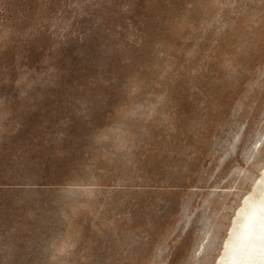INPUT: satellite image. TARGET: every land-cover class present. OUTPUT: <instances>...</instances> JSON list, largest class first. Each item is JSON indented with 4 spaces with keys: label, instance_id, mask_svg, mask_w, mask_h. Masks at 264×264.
<instances>
[{
    "label": "rangeland",
    "instance_id": "374dc122",
    "mask_svg": "<svg viewBox=\"0 0 264 264\" xmlns=\"http://www.w3.org/2000/svg\"><path fill=\"white\" fill-rule=\"evenodd\" d=\"M263 163L264 0H0V264H211Z\"/></svg>",
    "mask_w": 264,
    "mask_h": 264
},
{
    "label": "bare ground",
    "instance_id": "6f19581e",
    "mask_svg": "<svg viewBox=\"0 0 264 264\" xmlns=\"http://www.w3.org/2000/svg\"><path fill=\"white\" fill-rule=\"evenodd\" d=\"M211 264H264V163L239 195Z\"/></svg>",
    "mask_w": 264,
    "mask_h": 264
}]
</instances>
